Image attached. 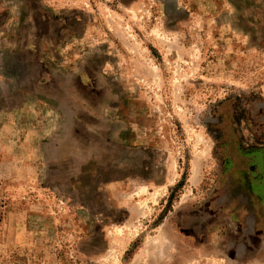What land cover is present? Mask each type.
<instances>
[{
	"label": "rangeland",
	"instance_id": "1",
	"mask_svg": "<svg viewBox=\"0 0 264 264\" xmlns=\"http://www.w3.org/2000/svg\"><path fill=\"white\" fill-rule=\"evenodd\" d=\"M0 264H264V0H0Z\"/></svg>",
	"mask_w": 264,
	"mask_h": 264
},
{
	"label": "built area",
	"instance_id": "2",
	"mask_svg": "<svg viewBox=\"0 0 264 264\" xmlns=\"http://www.w3.org/2000/svg\"><path fill=\"white\" fill-rule=\"evenodd\" d=\"M135 202H136V204H139V203H140V201H139V200H136Z\"/></svg>",
	"mask_w": 264,
	"mask_h": 264
},
{
	"label": "flooded vegetation",
	"instance_id": "3",
	"mask_svg": "<svg viewBox=\"0 0 264 264\" xmlns=\"http://www.w3.org/2000/svg\"><path fill=\"white\" fill-rule=\"evenodd\" d=\"M256 194H257V192L256 191H254ZM257 196L259 197V195L257 194Z\"/></svg>",
	"mask_w": 264,
	"mask_h": 264
}]
</instances>
